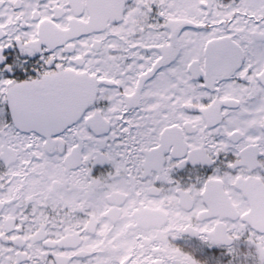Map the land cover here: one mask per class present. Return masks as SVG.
I'll list each match as a JSON object with an SVG mask.
<instances>
[{
  "label": "snow or ice",
  "instance_id": "obj_1",
  "mask_svg": "<svg viewBox=\"0 0 264 264\" xmlns=\"http://www.w3.org/2000/svg\"><path fill=\"white\" fill-rule=\"evenodd\" d=\"M0 264H264V0H0Z\"/></svg>",
  "mask_w": 264,
  "mask_h": 264
}]
</instances>
